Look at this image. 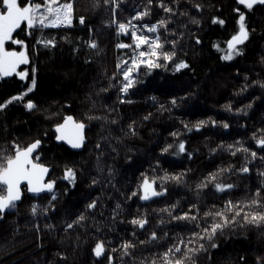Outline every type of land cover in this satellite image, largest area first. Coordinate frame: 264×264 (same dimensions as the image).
Segmentation results:
<instances>
[{
  "label": "trees",
  "instance_id": "trees-1",
  "mask_svg": "<svg viewBox=\"0 0 264 264\" xmlns=\"http://www.w3.org/2000/svg\"><path fill=\"white\" fill-rule=\"evenodd\" d=\"M165 2L175 9L174 13H165L154 0L149 16L132 20L136 11L144 10L147 0H120L115 20L131 21L138 32L155 36L143 25L168 19V28L159 29L161 40H177L174 61L184 59L189 67L176 71L173 61L162 57L161 67L148 69L140 65L131 74L133 86L126 93L120 92L122 70L125 64L131 66L134 42L130 31L117 32L118 23L112 22L113 5L104 0H74L73 23L63 29L36 26L28 35L29 30L22 25L24 31L14 34L28 45L29 62L19 69H27L28 76L12 74L0 78V102L26 92L32 67L37 69V84L24 101L12 102L0 110V148L14 139L27 144L38 136L42 138L38 155L40 162L49 167L47 180L56 181L57 199L52 202L55 207L50 208L51 193L32 198L25 192L17 207L0 218V264H107L104 257H95L91 250L98 238L110 240L108 248L117 249L112 253V264L150 262L177 235L187 241L190 231L200 230L195 223L175 220L173 216H180L195 205L201 217L198 223L204 227L205 221L212 222L204 217V212L223 209L229 199H250L261 185L264 177L258 175V170H264V160L259 157L264 151L252 134H264L259 131L264 129V6L255 7L250 13L241 8L254 31L240 46L243 55L224 60L221 57L227 52V40L238 30L235 0ZM197 3L203 7L197 9ZM3 7L0 0V10ZM80 16L86 19L83 25ZM193 17L201 23H192ZM213 17L224 19L225 24L213 23ZM197 36L200 43L196 42ZM48 39H53L54 45L41 42ZM89 41H95L97 47H90ZM120 44L133 47H118ZM215 44H219V49L213 47ZM7 47L14 48L10 44ZM141 48L148 50L147 45ZM164 50H172V45L165 43ZM246 84L248 87L241 91ZM28 98L38 105L36 109L29 111L24 107ZM173 98L176 104H172ZM248 104L252 107L246 108ZM226 105H231V110ZM238 108L244 111H235ZM65 115L86 124V140L81 148L68 147L55 139L53 125L63 122ZM201 120L207 123L194 127ZM211 120L217 123L212 124ZM225 122L228 128L223 127ZM180 141L185 142L182 153L178 151ZM237 141L257 151L258 157L253 160L250 153L242 151L233 156L232 152L240 147ZM169 144L173 147L162 152ZM229 144L235 148L228 149ZM245 163L250 172L238 171ZM66 167L76 172L74 185L64 178ZM166 173L183 175L180 182L162 180ZM209 173L216 175L215 182L234 187L218 191L205 180ZM145 176L154 178L157 191H166L141 200L139 185ZM202 181L208 187L198 189L196 185ZM132 192L137 195L131 196ZM93 199L97 200L96 207L86 209ZM33 203L39 205L36 214L31 212ZM117 203L121 205L119 209ZM46 207L47 213L43 211ZM253 210L264 208L253 206ZM191 211L197 214L195 208ZM80 213L87 217L82 226L66 228ZM137 216L147 219L144 228L130 223ZM152 231L158 236L168 235L150 240ZM125 240H131L136 247L130 249L131 255L121 256L120 244ZM214 242L217 248L205 242L207 251L195 254L196 264H257V256L264 257V226H229Z\"/></svg>",
  "mask_w": 264,
  "mask_h": 264
},
{
  "label": "snow or ice",
  "instance_id": "snow-or-ice-1",
  "mask_svg": "<svg viewBox=\"0 0 264 264\" xmlns=\"http://www.w3.org/2000/svg\"><path fill=\"white\" fill-rule=\"evenodd\" d=\"M3 10H0V78L11 76L13 73L17 72L19 65L27 64L29 62V56L27 52L28 45L26 44L25 39H20L14 37V33L17 30L24 31L22 24L26 25L28 35H31V30L36 26L46 27V26H59V25H72L75 8L74 0H2ZM161 9L165 13H174L175 9L165 2V0H155ZM178 2V0H174ZM105 4L113 5L112 11L114 14L113 23H118L117 32L118 33H129L131 39L134 42V55L131 60V66L125 64L124 69L122 70V75L124 77V82L120 88V92L126 93L129 88L133 86V77L132 73L139 69L140 65H145L148 69L161 67L159 63L160 58L162 57L164 61H173L174 69L179 71L180 69L188 68L189 64L184 59H179V62L174 61V57L177 56L175 47L178 43L177 40L167 41L161 40L159 35V29L168 28L169 20L161 18L155 23H145L143 27L147 29L149 33H155V36L145 35L143 32H138L137 26L132 24L131 21H116L115 20V11L120 7V0H104ZM154 3V0H147V5L143 11H136L135 16L132 20H143L144 17H147L151 14L152 9L149 7ZM233 11L238 15V30L235 31L231 38L227 40V52L221 58L224 60H232L234 56L243 55V48L240 47L249 40L251 32L254 29H251L246 23V11L242 10L240 6H243L244 9L248 10L250 13L254 10L256 5H264V0H235ZM197 9L202 8L203 6L199 3L194 5ZM181 15H186V13H181ZM80 24H85L86 19L84 16L79 17ZM213 23H219L221 25L225 24L224 19L218 17H213ZM192 23L200 24L201 21L192 18ZM180 36H183V33H180ZM11 41L15 45L22 46L21 50L17 51L15 48L6 47L7 42ZM46 45H54L55 41L53 39H48L46 41H41ZM196 42L200 43V38L196 37ZM89 46L96 48L97 44L95 41H89ZM170 43L172 45V50L165 51L164 44ZM147 45V51L142 50L141 46ZM118 47H133V45H124L120 44ZM219 49V44L213 45ZM136 50H139L136 53ZM119 68L120 65L118 64ZM32 76L31 84L27 87L26 92H21L16 95L11 96L8 99H5L3 102H0V110H5L9 104L12 102H21L24 101L27 93H31L36 87V71L35 67H32ZM21 78H26L28 76L27 69L18 73ZM247 79V77H246ZM253 83H260L254 81ZM248 85L246 84L241 91L246 89ZM261 87H264V83L261 84ZM102 91H107V89H102ZM172 104H176V99H172ZM24 107L32 111L38 107L33 99L28 98ZM229 110H231V105H226ZM246 108H251L252 105L248 104ZM235 111L241 112L244 111L243 108H238ZM99 119V117H88V119ZM147 118V117H146ZM63 122H57L53 125L55 129V139L57 141L66 140L73 148H81L84 145L86 140L85 128L86 124L83 120H78L72 115H65L62 118ZM207 123V121L201 120L198 121L194 127L199 128L202 125ZM212 124H216L215 120H211ZM224 128H228V123H223ZM129 128L132 129L133 126L129 125ZM261 133H264V129L259 130ZM134 134V131H133ZM45 136L47 133L44 134ZM172 135H178V133H173ZM255 143L261 146V151H264V134L257 137L256 133L252 134ZM42 138L39 136L33 139L27 144H21L18 140L14 139L9 144H6L5 147L0 148V218H3L7 210L15 209L17 207V201H21L25 192L33 194L41 193H51V200H49V207L54 208L55 205L52 203L57 199L55 194V183L53 179L45 181V176L49 172V167L40 162V157L38 155V150L42 145ZM240 144V147L232 152V155L235 156L237 151H242L244 153H250L251 159H256L258 157V152L251 150L243 145L241 141H237ZM218 146V147H222ZM99 147V145H97ZM173 146L171 144L167 145L165 148L161 149L162 152H167ZM228 149L235 148L234 144H229L226 146ZM185 142L180 141L178 144V151L185 152ZM215 151V150H213ZM191 155V154H189ZM261 160H264V155L259 157ZM246 160L249 157H245ZM111 171V169L109 170ZM218 171H224L219 169ZM238 171L243 173L250 172L248 164L245 163L243 167L238 169ZM181 175L169 176L167 173L162 180L174 179L177 182H180ZM258 175L264 177V170H258ZM64 178L75 184L76 181V172L71 167H66L64 171ZM216 175L209 173L205 180L213 183V186L218 191H225L234 187L232 184H224L215 182ZM24 182V188L22 189L21 185ZM93 184H96L97 181L93 179ZM198 189H203L208 187L207 183L203 181L196 185ZM141 193L139 198L141 200H149L151 197L161 195L166 189L161 188V191H157L154 187V178L149 180L146 176L143 178L142 183L139 185ZM137 192H132L131 196H136ZM129 197V199L131 198ZM97 205V200L93 199L85 207L86 209H93ZM253 206L256 208H264V180H262L261 185L256 187L252 197L244 201H233L231 199L226 200L224 203V208L217 211H206L204 212V217L211 219V223L208 224L205 221L204 227H200L198 221L201 219L199 216V208H196L195 205L189 206V211L183 212L180 216H173L172 219L175 220H186L189 222L195 223V226L199 228V231H190V239L185 241L182 236L177 235L176 240H174L164 251L158 254H154V258L150 262L142 261L141 264H196V261L193 259L195 254L201 251H207L205 242L211 248H217L218 245L214 242L218 234H223L224 230L229 226L235 227L239 224L241 227L247 226L249 224L260 227L264 226V211L253 210ZM38 204L33 203L31 205V212L36 214ZM49 207L44 208V212L49 211ZM121 205L117 203L116 209H119ZM171 207H175L172 205ZM195 208L197 214H193L191 209ZM215 208V205H213ZM247 209V210H246ZM115 215V209L113 210ZM231 213V215H229ZM87 217L84 213H80L74 220L70 223H67L66 228H73L74 225H81L82 221H85ZM133 225H138L140 228H144L147 223L145 217H133L130 221ZM163 223V221H161ZM52 227V226H47ZM135 235V233H133ZM168 234L164 233L163 236H158L156 231L150 233V240L163 239ZM111 243L110 240L106 238H98L95 240L94 247H92V252L95 257H104L107 261V264H112L113 255L112 253L117 251L115 248H108V245ZM140 243H145V241H140ZM183 245V248L181 247ZM136 245L131 240L122 241L120 244L121 256L131 255L130 249L135 248ZM62 255V254H59ZM243 260V257H241ZM257 264H264V257L257 256Z\"/></svg>",
  "mask_w": 264,
  "mask_h": 264
},
{
  "label": "water",
  "instance_id": "water-1",
  "mask_svg": "<svg viewBox=\"0 0 264 264\" xmlns=\"http://www.w3.org/2000/svg\"><path fill=\"white\" fill-rule=\"evenodd\" d=\"M258 6H261V7H262V6H264V5H256V6H254V7H258ZM240 7L243 8V6H240ZM22 25H23V24H22ZM18 30H19V29H18ZM18 30H17V31H18ZM60 142H61L63 145H66V146H68V147L73 148L72 145H70L66 140H60ZM48 175H49V173L46 174V176H45V181H47ZM21 187H22V189L24 188V182H22ZM45 193H46V192H45ZM45 193H41V194L37 195V194L27 193V192H26V194H27L28 196L32 197V198H34V197H41V196L45 195ZM22 199H23V197H22ZM20 202H21V201H17V205H18ZM10 210H12V209H10ZM7 211H9V210H7ZM7 211H6V212H7Z\"/></svg>",
  "mask_w": 264,
  "mask_h": 264
},
{
  "label": "rangeland",
  "instance_id": "rangeland-1",
  "mask_svg": "<svg viewBox=\"0 0 264 264\" xmlns=\"http://www.w3.org/2000/svg\"><path fill=\"white\" fill-rule=\"evenodd\" d=\"M260 7H261V6H260ZM262 7H263V6H262ZM25 29H27L26 25H25ZM14 34H16V33H14ZM155 35H156V34H155ZM8 44H10L11 46H13L15 49H16V47H19V45H15V44L12 43L11 41L7 42L6 47H7ZM20 47H22V46H20ZM23 66H24L23 64H22V65H19L18 68H17V72H16V73H13V74H16V75L18 76V73L21 72L19 69H20L21 67H23Z\"/></svg>",
  "mask_w": 264,
  "mask_h": 264
},
{
  "label": "built area",
  "instance_id": "built-area-1",
  "mask_svg": "<svg viewBox=\"0 0 264 264\" xmlns=\"http://www.w3.org/2000/svg\"><path fill=\"white\" fill-rule=\"evenodd\" d=\"M65 26L66 25H59V26H52V27H55L56 29H63V28H65ZM48 27H50V26H46V27H42L43 29H46V28H48Z\"/></svg>",
  "mask_w": 264,
  "mask_h": 264
},
{
  "label": "flooded vegetation",
  "instance_id": "flooded-vegetation-1",
  "mask_svg": "<svg viewBox=\"0 0 264 264\" xmlns=\"http://www.w3.org/2000/svg\"><path fill=\"white\" fill-rule=\"evenodd\" d=\"M255 8V7H254Z\"/></svg>",
  "mask_w": 264,
  "mask_h": 264
}]
</instances>
